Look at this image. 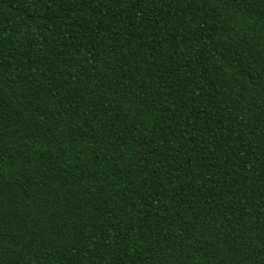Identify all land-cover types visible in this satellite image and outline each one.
<instances>
[{
    "label": "trees",
    "instance_id": "obj_1",
    "mask_svg": "<svg viewBox=\"0 0 264 264\" xmlns=\"http://www.w3.org/2000/svg\"><path fill=\"white\" fill-rule=\"evenodd\" d=\"M0 264H264V0H0Z\"/></svg>",
    "mask_w": 264,
    "mask_h": 264
}]
</instances>
